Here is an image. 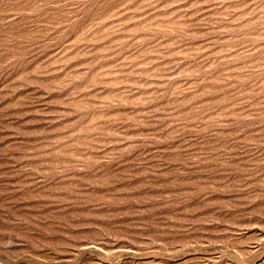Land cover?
<instances>
[{"label": "rangeland", "instance_id": "374dc122", "mask_svg": "<svg viewBox=\"0 0 264 264\" xmlns=\"http://www.w3.org/2000/svg\"><path fill=\"white\" fill-rule=\"evenodd\" d=\"M0 264H264V0H0Z\"/></svg>", "mask_w": 264, "mask_h": 264}]
</instances>
